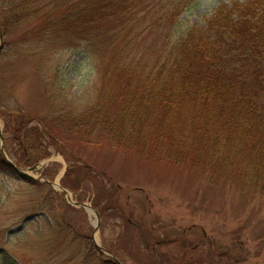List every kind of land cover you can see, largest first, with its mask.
<instances>
[{"label":"rangeland","instance_id":"rangeland-1","mask_svg":"<svg viewBox=\"0 0 264 264\" xmlns=\"http://www.w3.org/2000/svg\"><path fill=\"white\" fill-rule=\"evenodd\" d=\"M219 1H194L175 26L176 37L205 27ZM141 34L136 32L134 50L151 58L145 53L158 32ZM5 48L0 80L26 123L33 121L28 125L33 144L37 128L68 139L63 145L70 153L65 157L62 141L49 139L44 146L49 156L38 165L48 163L24 179L5 162L0 141V264H264V194L138 149H119L106 136L82 142L70 137L57 118L62 106L75 107L86 91L99 87L85 48L56 54L36 43ZM15 118L0 105L7 157L27 170L34 166L14 156L22 155L18 124L12 125L17 133L8 128ZM60 187L90 209L72 205Z\"/></svg>","mask_w":264,"mask_h":264},{"label":"trees","instance_id":"trees-1","mask_svg":"<svg viewBox=\"0 0 264 264\" xmlns=\"http://www.w3.org/2000/svg\"><path fill=\"white\" fill-rule=\"evenodd\" d=\"M194 1L0 0V30L6 46L36 43L53 54L85 48L99 87L75 107L62 106L57 118L70 137L106 136L119 149L264 194V0H220L205 27L176 37ZM152 30L159 39L147 48L151 59L132 43L136 32ZM7 91L0 80V105L16 117L8 128L17 133L15 122L20 130L16 161L38 165L49 156V139H60L68 157V139L52 133L33 128V144V121L26 123Z\"/></svg>","mask_w":264,"mask_h":264},{"label":"water","instance_id":"water-1","mask_svg":"<svg viewBox=\"0 0 264 264\" xmlns=\"http://www.w3.org/2000/svg\"><path fill=\"white\" fill-rule=\"evenodd\" d=\"M4 40V35H2V33H1V30H0V51L3 49V41ZM0 141H1V143H2V152H3V154H4V160H5V162H7L12 168H13V170H15V172L16 173H18V174H20L21 176H22V178H24V179H30V178H33V176L30 174V172H38V173H41V171H42V169H43V167H45L46 166V164L48 163V161H46V162H44L43 164H40V165H38V166H34V167H31L30 169H27V170H24V169H20V168H18L17 166H16V164L14 163V162H12L10 159H9V157H7V152H6V150H5V142L3 141V137H2V134H1V131H0ZM65 172H63V174H64ZM56 185H58V186H60L59 184H56ZM61 188V187H60ZM62 192L64 191V192H66L67 193V196H68V202H70L72 205H75V206H77V207H80V208H83V209H90V206L89 205H87L86 203L85 204H83V203H80V202H77V201H73L72 200V198H71V196H70V194H69V192H67V190L65 189V188H61L60 189ZM98 216V215H97ZM97 248L101 251V252H103V253H105V254H109V252H106L100 245H98L97 244ZM109 255H111V254H109ZM113 257V256H112ZM114 259H115V261L117 262V263H120V262H118V259L117 258H115L114 257ZM121 264V263H120Z\"/></svg>","mask_w":264,"mask_h":264}]
</instances>
